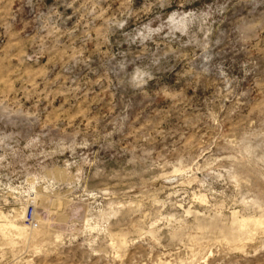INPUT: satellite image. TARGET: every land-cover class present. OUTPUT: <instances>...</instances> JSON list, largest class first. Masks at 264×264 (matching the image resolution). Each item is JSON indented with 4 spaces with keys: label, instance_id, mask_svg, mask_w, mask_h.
Returning <instances> with one entry per match:
<instances>
[{
    "label": "clouds",
    "instance_id": "1",
    "mask_svg": "<svg viewBox=\"0 0 264 264\" xmlns=\"http://www.w3.org/2000/svg\"><path fill=\"white\" fill-rule=\"evenodd\" d=\"M0 264H264V0H0Z\"/></svg>",
    "mask_w": 264,
    "mask_h": 264
},
{
    "label": "rangeland",
    "instance_id": "2",
    "mask_svg": "<svg viewBox=\"0 0 264 264\" xmlns=\"http://www.w3.org/2000/svg\"><path fill=\"white\" fill-rule=\"evenodd\" d=\"M163 260H167V257H162Z\"/></svg>",
    "mask_w": 264,
    "mask_h": 264
}]
</instances>
